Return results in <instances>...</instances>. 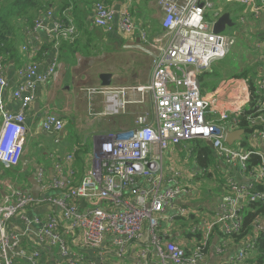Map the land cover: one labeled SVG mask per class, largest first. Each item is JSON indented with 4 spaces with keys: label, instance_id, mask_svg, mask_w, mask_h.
<instances>
[{
    "label": "built area",
    "instance_id": "1",
    "mask_svg": "<svg viewBox=\"0 0 264 264\" xmlns=\"http://www.w3.org/2000/svg\"><path fill=\"white\" fill-rule=\"evenodd\" d=\"M91 1L97 27L125 38L138 35L139 43L126 48L152 58L148 84L95 90L105 96L103 115L144 104L147 96L152 111L138 115L130 130L96 136L93 165L77 186L58 164L59 175L48 183L44 171L38 172L40 197L15 190L5 204L0 199V264H43L42 249L48 247L58 254L53 264H104L109 256L132 264H254L250 257L264 233V216L255 217L248 227L245 222L254 205L264 204V0H227L240 4L251 20H241L242 32L259 37L254 94L249 78L225 79L207 93L201 89L199 75L226 59L237 44L235 37L214 32L217 21H209L208 15L222 13L214 0H158L164 13L162 34L153 38L134 22L133 0L121 8L108 0ZM73 11L69 7L55 13L50 8L23 21L21 53L42 55L43 61L17 70L15 111L6 110L3 101L9 83L7 64L0 60V164L6 170L22 162L27 117L38 89L57 75L62 44L77 36ZM133 93L139 96L127 100ZM247 109L252 144L260 148L236 150L227 135L241 129L240 116ZM41 128L60 143L65 121L49 113ZM195 140L212 143L226 172L222 195L203 216L190 211L197 207L191 205L195 201L175 210L176 202L191 198L194 191L179 179L183 170L176 162H166L167 154ZM73 159L68 155V162ZM49 191L58 194L49 196ZM41 206L51 209L46 218L22 215L23 227L16 226L22 211ZM183 219L191 223L187 231L172 235V225ZM30 235L37 245L33 250L26 247ZM85 249L97 256L89 258Z\"/></svg>",
    "mask_w": 264,
    "mask_h": 264
},
{
    "label": "crops",
    "instance_id": "2",
    "mask_svg": "<svg viewBox=\"0 0 264 264\" xmlns=\"http://www.w3.org/2000/svg\"><path fill=\"white\" fill-rule=\"evenodd\" d=\"M58 4L52 7L55 13H59L61 6ZM145 3L147 7L146 12H142L139 7L140 4ZM114 5L118 8L126 7L130 4L128 0L114 1ZM131 9L137 10L142 22L148 19L153 25L158 24L159 29L155 33L148 34L144 29V24L136 19V25L141 28L150 38L162 34V20L164 13L158 4V0H133L130 4ZM73 14V20L77 26V36L73 41L64 42L60 50V60L57 75L47 84L39 87L37 98L33 103L27 117V136L25 145V161L11 171L15 177L4 178L5 174H0V199L1 204L9 201L13 191L20 190L35 198L40 197L41 186L39 183L38 172L43 170L45 173V182L52 181L53 178L59 175L57 165L59 164L64 169V175L67 179H72L73 185L77 186L86 173L91 169L94 159L95 140L96 136H106L114 133H121L122 131L130 130L135 126V120L138 115L146 114L152 111V102L150 96L146 97L144 104L133 103L126 107L118 115H103L105 111L106 101L105 96L95 91L101 87L100 75L103 73L123 74L127 77V84L124 86L138 87L144 86L151 81L152 76V58L147 54L139 51L136 48L127 49V46H135L139 43V36L134 35L129 38L122 37L117 33H109L106 30L95 25L94 4L91 0H77V15ZM24 41L20 45V49ZM23 54V53H21ZM24 55V54H23ZM22 55V56H23ZM24 64L31 62L43 61L41 55H29L24 57ZM21 64V63H20ZM23 64V65H24ZM18 63L14 61L7 62V79L8 89L3 96L6 110L15 111L17 107L12 100L13 91L19 86L20 81L17 77ZM133 96H139L138 93L130 94L126 97L127 100ZM140 99V97H139ZM49 113L57 115L65 121V132L61 134L60 143L55 142L53 135L44 134L41 125L45 116ZM125 116L127 119L116 124L115 119L119 116ZM107 120L112 126L105 127ZM2 116L0 114V125ZM72 125L77 129V144L72 143L71 132L68 133L67 126ZM98 125L99 128L95 129ZM42 135L50 138L57 146L56 149H44L41 155L45 161L40 163V156L35 153L34 159L29 160V149H26L27 143L34 136ZM91 138L92 147L91 154L83 152L87 140ZM183 152V148H176L170 153L171 162H175V158L179 159V153ZM78 153L84 154V159L77 157ZM73 155V162H68V155ZM180 162H176V167H179ZM23 164V167H19ZM223 164H220V172L224 170ZM0 169L3 171L4 166L0 164ZM36 169V176L28 183L23 182V174L28 170ZM71 171L74 173L71 175ZM218 171L217 174L220 173ZM23 177V178H22ZM49 191L47 195H57ZM185 199H180L179 203L184 202ZM190 201H187V203ZM201 206L202 204L199 203ZM192 206H198V202L192 203ZM194 209V207L192 208ZM212 211V210H211ZM51 213V209L47 206L36 208H27L15 220L18 228H22V215H39L41 218H46ZM77 240V237H76ZM26 247L28 250L37 248L34 242V235H30L27 239ZM111 247H109L110 249ZM86 255L94 259V251L85 249ZM41 263L53 264L58 258L56 249L48 247L42 249ZM104 264H132L130 260H119L117 257H108Z\"/></svg>",
    "mask_w": 264,
    "mask_h": 264
},
{
    "label": "rangeland",
    "instance_id": "3",
    "mask_svg": "<svg viewBox=\"0 0 264 264\" xmlns=\"http://www.w3.org/2000/svg\"><path fill=\"white\" fill-rule=\"evenodd\" d=\"M216 9H221L222 13H219V15H208L209 21H218L220 17L224 14L231 15V18L233 19L235 26L232 28H227L224 32L226 35H231L237 39V44L231 49L230 53L228 54L227 58L217 62L214 64V69L217 71H222L223 73L227 69H240L243 70L245 68H252L255 71H258V67L260 65L259 63V53L255 50L256 43L259 40V37L257 35L252 34L250 30H246L242 32V26H241V20L244 19L245 22H250L249 16L244 12L243 7L235 2H228L227 0H214ZM139 9L142 12H146L147 14V7L145 6V3L140 4ZM138 8L134 9L132 11L133 19L135 21L136 19L141 20L140 15L137 13ZM74 12V11H73ZM145 27V31L150 33H155L156 29H159V25H153V23L148 19L144 20L142 22ZM252 29H257L256 26H252ZM60 60V59H59ZM7 64V62H6ZM226 79V78H225ZM225 79H222L225 80ZM221 81V82H222ZM219 82V86L221 84ZM218 86V87H219ZM127 118L123 115L119 116L115 119L116 124L118 122H123ZM112 126V124L107 120V123L105 127ZM99 126L96 125L95 129H98ZM68 133L71 134L72 143L77 144V129L73 127L72 125L67 126ZM200 141V140H199ZM203 143V142H201ZM91 147H92V140L89 138L84 146V151L86 154H91ZM233 149L241 150V151H248L250 148L253 149H259L260 145L252 144V140L250 137V134L246 133L243 136L242 142H236L234 145L231 146ZM29 149V160L34 159L35 153H37L40 156V163H43L45 161L44 157L41 155L44 149L47 150H54L57 148V146L54 144V141L50 138L44 137L42 135L34 136V138L30 139L27 143L26 149ZM196 141H191L186 145V149H183V152L179 153L178 157L179 159L175 158V162H180L179 167H183L185 170H183V174L179 177V179L184 182L191 190L194 191V195L191 198L185 199L184 202L181 204L179 202H176L175 204V210H177L180 206H187V201H195L198 202L199 208L203 207L201 211H198L196 209H190L192 213H196L199 216H203L204 214H209L211 212V208L215 201L222 195L223 188L226 184V172L222 170L219 174H216V172L212 171V174H215L214 177L209 178V173L205 174V172L202 169H199L197 167L196 159H197V149H196ZM77 157L79 159H84L83 153H78ZM170 153L166 155V162L171 163ZM23 167V164L19 167L21 169ZM16 170V169H14ZM3 172L5 174L4 178L8 177H15V174H11V171H8L6 169H3L0 174ZM37 174L36 169L28 170L27 173L23 174V182L28 183L33 177H35ZM189 203V202H188ZM201 203L202 206L199 204ZM194 207V208H197ZM190 222H184L182 220H177L172 225V231L173 234L176 233H183L186 232L188 227L190 226Z\"/></svg>",
    "mask_w": 264,
    "mask_h": 264
},
{
    "label": "trees",
    "instance_id": "4",
    "mask_svg": "<svg viewBox=\"0 0 264 264\" xmlns=\"http://www.w3.org/2000/svg\"><path fill=\"white\" fill-rule=\"evenodd\" d=\"M59 6H61L60 12H63L69 7H73L75 15H77V0H59ZM120 0H108L109 3ZM58 4V0H0V60L4 62L14 61L18 63L19 67L24 64V58L21 54L20 45L24 41L23 34V21L25 19L33 20L46 10L54 7ZM41 56V55H40ZM21 63V64H20ZM252 68H245L243 70L227 69L224 73L214 69V65L207 70H204L199 75V83L204 93L214 91L218 88L219 82L222 79L229 78H249L251 91L255 92L257 82L256 73ZM251 113L248 109L241 114L240 128L246 133L252 132L246 117ZM196 141L197 149V167L202 169L205 174L210 172L209 178L214 177L219 171L220 164H222L214 155L213 150L204 141ZM203 142V143H201ZM186 149V147H181ZM258 163L257 158L253 160ZM190 209V208H189ZM254 212H249L246 216L245 226L248 227L253 219L257 216H264V204H258L253 206ZM194 218V216H192ZM187 219H183L185 222ZM250 230V229H249ZM245 233L241 235L243 238ZM238 241L240 238H237ZM250 261L254 264H264V233L260 235L257 243V247L251 254Z\"/></svg>",
    "mask_w": 264,
    "mask_h": 264
},
{
    "label": "water",
    "instance_id": "5",
    "mask_svg": "<svg viewBox=\"0 0 264 264\" xmlns=\"http://www.w3.org/2000/svg\"><path fill=\"white\" fill-rule=\"evenodd\" d=\"M235 26L231 15L224 14L214 26V32L216 34H220L226 31L227 28H232ZM101 87L109 88V87H121L127 84V77L123 74H114V73H103L100 75ZM245 131L243 129L236 130L227 135V143L229 145H234L235 142H239L243 139V135ZM208 146L212 148V143L207 142ZM22 161H25V157L22 158ZM16 171V170H14ZM17 172V171H16Z\"/></svg>",
    "mask_w": 264,
    "mask_h": 264
}]
</instances>
